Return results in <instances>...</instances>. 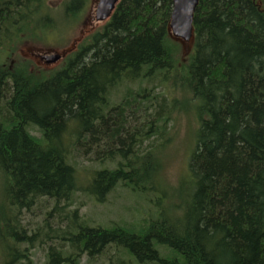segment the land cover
Instances as JSON below:
<instances>
[{"label":"trees","instance_id":"16d2710c","mask_svg":"<svg viewBox=\"0 0 264 264\" xmlns=\"http://www.w3.org/2000/svg\"><path fill=\"white\" fill-rule=\"evenodd\" d=\"M45 9L43 0H0V173L12 201L1 264H33L21 242L32 245L36 233L18 213L41 197L63 213L79 190L103 202L119 185L173 187L164 154L190 111L183 200L140 230L88 226L79 207L68 210L70 246H49L45 264H80L85 253L96 264L108 246L143 264H264V0H199L186 60L170 31L173 0H120L62 66L10 68L18 44L44 35L34 17ZM128 84L139 85L112 103L113 90ZM177 89L197 103L169 98ZM77 154L114 166L95 170L83 189Z\"/></svg>","mask_w":264,"mask_h":264},{"label":"rangeland","instance_id":"374dc122","mask_svg":"<svg viewBox=\"0 0 264 264\" xmlns=\"http://www.w3.org/2000/svg\"><path fill=\"white\" fill-rule=\"evenodd\" d=\"M71 1L43 0L48 9L40 10L39 13H36L34 28L36 31L39 29L43 30L44 35L34 39V41L18 44L12 58L9 57L5 64L13 68L20 65L21 61H25V66L28 65V69L36 74L46 70H54L63 65L64 60L78 49L81 42L105 25V21H97L95 18L98 0H78V4H72ZM176 39L182 44L181 58L186 60L192 50L194 40L184 41ZM53 53H59L63 58L55 63H47L41 58V55ZM138 85L128 84L124 85V87L122 86L121 89H114L112 92V103L120 102L128 87H134L135 89ZM167 94L169 98H179L186 105L193 103L188 100V95L183 90L177 89L167 92ZM196 103L193 104L195 105ZM189 114L188 117L181 118L179 132L164 154L165 175L172 181L173 187L160 182L157 185L159 188L155 191L147 190L143 192L132 187L119 185L103 202L97 200L95 196L90 195L87 191L84 190V194L83 191L79 190L74 197V204L71 207L68 206V210L79 207L80 219L85 221L88 226L111 227L116 223L127 222L131 224L133 229L140 230L142 225L148 220L160 217L161 215L159 214H162L160 212L162 208L181 202L185 190L190 187V185H187L189 177L184 173L187 171L186 163L187 157L190 155V146L194 142L193 130L189 129L190 123H193L194 115L192 111ZM92 162L88 159V156L83 154L75 156V165L81 173H79L81 178L79 182L83 189L90 182L95 170L103 169L110 165L114 166L113 163L109 164L108 162H96L91 165ZM85 166L89 167L84 170ZM181 174L183 175L181 176ZM9 185L4 175L0 173V229L2 231L9 229V219L12 216V212L9 210L12 201L7 193ZM60 206L66 207L67 205L62 202ZM68 210L63 213L56 210L55 204L50 197L37 199L31 208L19 209V221L27 227V233L31 234L32 231L36 233L32 245H29L26 240L21 242L22 247H30L29 252L33 264H45L46 252L49 246H63L64 250L69 248V241L66 237L69 236L71 230L69 228L71 219L66 214ZM165 217L176 220L182 217V212H167ZM1 256L3 257V252L0 253V264L2 262ZM97 257L96 264H110L112 262L114 264H117V262L143 264L124 249L117 250V247L114 246L106 247L104 254ZM91 258L87 253L83 254L80 264H89L87 259L90 260Z\"/></svg>","mask_w":264,"mask_h":264},{"label":"water","instance_id":"95a60500","mask_svg":"<svg viewBox=\"0 0 264 264\" xmlns=\"http://www.w3.org/2000/svg\"><path fill=\"white\" fill-rule=\"evenodd\" d=\"M120 0H99L96 7L95 18L97 21L108 20ZM199 0H173L170 30L175 38L184 41L193 39V18ZM43 58L47 63H55L60 58L59 53L47 54Z\"/></svg>","mask_w":264,"mask_h":264},{"label":"flooded vegetation","instance_id":"af4514ba","mask_svg":"<svg viewBox=\"0 0 264 264\" xmlns=\"http://www.w3.org/2000/svg\"><path fill=\"white\" fill-rule=\"evenodd\" d=\"M39 1H40V0H33V4H34V6H36V5L38 4ZM41 3H42V0H41ZM32 6H33V5H32ZM45 55H47V54H45ZM43 56H44V55H41V58H42V59H44ZM62 58H63V57H61L60 59H62ZM60 59H59V60H60ZM44 60H45V59H44ZM59 60H58V61H59ZM45 61H46V60H45Z\"/></svg>","mask_w":264,"mask_h":264}]
</instances>
